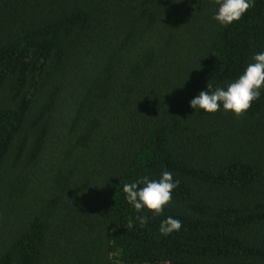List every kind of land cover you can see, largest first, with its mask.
<instances>
[{
  "label": "trees",
  "instance_id": "16d2710c",
  "mask_svg": "<svg viewBox=\"0 0 264 264\" xmlns=\"http://www.w3.org/2000/svg\"><path fill=\"white\" fill-rule=\"evenodd\" d=\"M216 8L0 0V264H264V91L189 107L264 51V0ZM165 169L171 201L137 213L123 185Z\"/></svg>",
  "mask_w": 264,
  "mask_h": 264
},
{
  "label": "clouds",
  "instance_id": "9594fccd",
  "mask_svg": "<svg viewBox=\"0 0 264 264\" xmlns=\"http://www.w3.org/2000/svg\"><path fill=\"white\" fill-rule=\"evenodd\" d=\"M252 0H216L217 8L213 19L221 26H227L238 21L251 6ZM264 91V51L256 53L252 62L226 86L207 84L204 90L199 91L190 101L189 107L202 110L205 113H215L222 109L234 115H241L250 108L251 103L257 100ZM178 181L168 170L161 172L158 179H149L147 176L123 185L126 200L137 213L143 210L159 215L163 207L172 199L173 190ZM141 225L147 223V217L138 215ZM181 221L174 217H166L159 224L158 231L163 235H170L181 229Z\"/></svg>",
  "mask_w": 264,
  "mask_h": 264
}]
</instances>
